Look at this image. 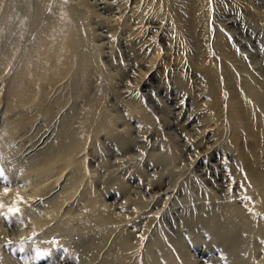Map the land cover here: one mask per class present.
Here are the masks:
<instances>
[{"label":"rangeland","instance_id":"rangeland-1","mask_svg":"<svg viewBox=\"0 0 264 264\" xmlns=\"http://www.w3.org/2000/svg\"><path fill=\"white\" fill-rule=\"evenodd\" d=\"M0 169V264H264V0H0Z\"/></svg>","mask_w":264,"mask_h":264},{"label":"snow or ice","instance_id":"snow-or-ice-1","mask_svg":"<svg viewBox=\"0 0 264 264\" xmlns=\"http://www.w3.org/2000/svg\"><path fill=\"white\" fill-rule=\"evenodd\" d=\"M0 176H3V170L2 169H0ZM2 207H3V205H0V208H2ZM9 212H11L13 215H15V214L19 213V209L18 208L9 209ZM8 243L11 244L12 242L9 241ZM21 250H23V249H21ZM37 255H43V253L38 252Z\"/></svg>","mask_w":264,"mask_h":264}]
</instances>
